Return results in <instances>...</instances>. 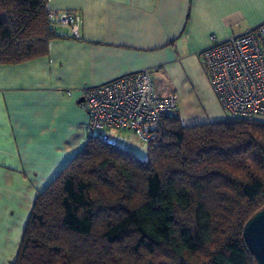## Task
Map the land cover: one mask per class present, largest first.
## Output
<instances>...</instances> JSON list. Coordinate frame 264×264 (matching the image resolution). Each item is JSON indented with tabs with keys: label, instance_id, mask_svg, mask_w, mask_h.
Returning <instances> with one entry per match:
<instances>
[{
	"label": "trees",
	"instance_id": "1",
	"mask_svg": "<svg viewBox=\"0 0 264 264\" xmlns=\"http://www.w3.org/2000/svg\"><path fill=\"white\" fill-rule=\"evenodd\" d=\"M52 12L48 0H0V65L75 38L59 34ZM263 207L264 121L185 126L174 113L146 159L88 137L34 199L10 264H253L243 227Z\"/></svg>",
	"mask_w": 264,
	"mask_h": 264
},
{
	"label": "crops",
	"instance_id": "2",
	"mask_svg": "<svg viewBox=\"0 0 264 264\" xmlns=\"http://www.w3.org/2000/svg\"><path fill=\"white\" fill-rule=\"evenodd\" d=\"M48 8L78 14L79 35L0 65V264L15 259L38 193L86 144L85 88L151 69L155 93L176 97L183 125L222 120L199 52L212 36L264 21V0H48Z\"/></svg>",
	"mask_w": 264,
	"mask_h": 264
},
{
	"label": "built area",
	"instance_id": "3",
	"mask_svg": "<svg viewBox=\"0 0 264 264\" xmlns=\"http://www.w3.org/2000/svg\"><path fill=\"white\" fill-rule=\"evenodd\" d=\"M49 19L67 36L79 35L78 14L53 11ZM198 57L227 115L264 118V21L223 40L212 36L210 46L200 51ZM82 94V107L88 115V137L107 130L125 131L148 144L156 140L157 125L177 109L174 95L155 93L151 69L85 88ZM115 140L122 141V137L116 135Z\"/></svg>",
	"mask_w": 264,
	"mask_h": 264
},
{
	"label": "water",
	"instance_id": "4",
	"mask_svg": "<svg viewBox=\"0 0 264 264\" xmlns=\"http://www.w3.org/2000/svg\"><path fill=\"white\" fill-rule=\"evenodd\" d=\"M82 100L81 98L80 101ZM104 139H107V136H104ZM243 238L253 257V264H264V207L245 223Z\"/></svg>",
	"mask_w": 264,
	"mask_h": 264
},
{
	"label": "rangeland",
	"instance_id": "5",
	"mask_svg": "<svg viewBox=\"0 0 264 264\" xmlns=\"http://www.w3.org/2000/svg\"><path fill=\"white\" fill-rule=\"evenodd\" d=\"M257 118L264 121L263 117ZM118 134L122 135L123 137L128 136V138L125 140V142H118L115 140V136ZM101 135L107 136L110 142L116 143L119 146L126 147L127 149L133 151L140 159H146L147 144L138 140L135 135L125 133L124 131L116 132L115 130L104 131Z\"/></svg>",
	"mask_w": 264,
	"mask_h": 264
},
{
	"label": "clouds",
	"instance_id": "6",
	"mask_svg": "<svg viewBox=\"0 0 264 264\" xmlns=\"http://www.w3.org/2000/svg\"><path fill=\"white\" fill-rule=\"evenodd\" d=\"M227 116V115H226ZM86 128H87V126H86ZM119 135V134H118ZM103 137L105 136V135H102ZM122 137V136H121ZM87 138H88V135H87ZM107 139H108V137H107ZM118 142H122V141H118Z\"/></svg>",
	"mask_w": 264,
	"mask_h": 264
}]
</instances>
